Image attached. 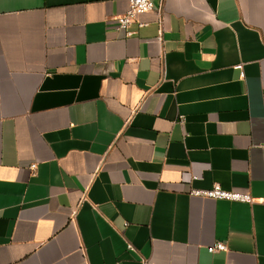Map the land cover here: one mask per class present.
<instances>
[{
	"label": "crops",
	"instance_id": "crops-1",
	"mask_svg": "<svg viewBox=\"0 0 264 264\" xmlns=\"http://www.w3.org/2000/svg\"><path fill=\"white\" fill-rule=\"evenodd\" d=\"M154 1L0 0V264H264V0Z\"/></svg>",
	"mask_w": 264,
	"mask_h": 264
},
{
	"label": "built area",
	"instance_id": "built-area-1",
	"mask_svg": "<svg viewBox=\"0 0 264 264\" xmlns=\"http://www.w3.org/2000/svg\"><path fill=\"white\" fill-rule=\"evenodd\" d=\"M129 7L125 14L119 15L115 18L116 27L118 29H126L129 30L130 27L137 23L139 26L145 25V23L139 20V16L142 14L151 11L155 8L154 0H128ZM130 33V32H129ZM190 193L194 196H202L213 199H223L229 201H239V202H261L264 203V197H256L247 192L241 191H232L223 189L219 184H214L211 188L207 189H192ZM227 245L218 241L212 246L209 247V251L215 252L218 250H226Z\"/></svg>",
	"mask_w": 264,
	"mask_h": 264
}]
</instances>
